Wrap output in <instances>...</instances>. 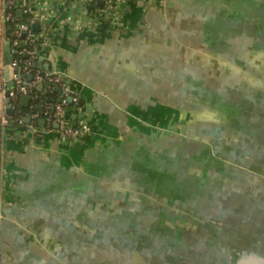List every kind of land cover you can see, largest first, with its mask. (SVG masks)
I'll return each instance as SVG.
<instances>
[{
  "label": "crops",
  "instance_id": "obj_1",
  "mask_svg": "<svg viewBox=\"0 0 264 264\" xmlns=\"http://www.w3.org/2000/svg\"><path fill=\"white\" fill-rule=\"evenodd\" d=\"M23 6L13 11L20 23L36 19L27 33L36 40L37 67L67 75L86 99L71 106L70 120L89 132L70 140L47 124L42 110L62 97L57 86L38 84L27 106L19 98L35 115L25 125L0 100V264H149L140 252L169 235L173 212L200 222L179 231L182 247L188 238L216 235L209 223L223 227L226 220L212 215L213 196L196 191L209 197L218 189L211 162L235 157L264 174L262 85L252 86L261 74L245 69L264 58L254 46L263 35L264 0H129L114 16L76 0H26L28 14ZM1 18V40L5 33L12 39L15 26ZM14 72L10 67V77ZM248 80L244 97L257 96L247 101L256 104L251 118L242 102L223 101L227 85L241 92ZM205 142L221 152L199 150ZM242 165L222 166L242 172ZM244 182L241 204L256 213L263 239L264 197L248 196L247 187L264 183ZM173 197L189 207L173 205ZM196 198L205 200L197 217ZM245 223L241 234L254 231Z\"/></svg>",
  "mask_w": 264,
  "mask_h": 264
},
{
  "label": "water",
  "instance_id": "obj_2",
  "mask_svg": "<svg viewBox=\"0 0 264 264\" xmlns=\"http://www.w3.org/2000/svg\"><path fill=\"white\" fill-rule=\"evenodd\" d=\"M143 2H141L142 3L141 5H144ZM98 4L103 5V1H99ZM2 14L3 16H6L7 13L6 11L2 13V6L0 5V57H1V46H3V49L5 51L4 76L5 79L7 80L8 89L10 90L15 87V80L10 77V73H9L10 65L15 60V54L18 53L19 49L22 47L23 44L21 42L19 45L13 46V38L8 39V35L6 33L5 35L3 34V40H1ZM33 27L36 28L37 30L40 29L39 24L33 25ZM262 34L263 35L261 38H257V41H255L257 44H254V46L260 47L259 52L262 53V55L264 56V29L262 30ZM25 35L26 34H23L22 37H25ZM24 57L27 58L28 56L25 55ZM254 63L256 66L254 65L253 68L252 65ZM33 66L37 67V62H35ZM46 68L47 70H49V67ZM245 69L247 71L249 70L253 72L254 74H258V72L261 74L260 78H258L257 76L252 77L253 78L252 86L255 88L259 85H262V91L260 92L262 96H260L259 99H261L262 97L261 100L263 101V103H258V104L262 105L261 111H262V116H264V105H263L264 104V58L262 59V61L258 60L256 62L255 61L249 62L248 66ZM15 71H17V68H15ZM243 77H245V75ZM32 79H33V75H29V80ZM250 82L251 80H248L247 86L245 88L240 89L241 92L236 91L234 87H230L227 85L226 87H228V89L225 90V92L229 93L228 95L229 98L225 96L223 100L224 102L227 100L242 102L243 114L249 118H251V116L254 117L256 116V113L254 112L255 108H252V106L253 105L255 106L256 104H251L248 103L247 101H250L252 99L254 100L257 98V96L250 98L249 95H246L244 97L243 92H245L246 89H250L251 86ZM40 86H43V83H40ZM9 90L6 93V98H5L7 104V112L9 114H13L14 110L10 108L11 98L9 96ZM56 90L58 92H62V88L60 86H58ZM237 90H239V87L237 88ZM72 96L73 93L71 92V96L68 99L70 102H72ZM30 99H31L30 95H21L20 96L21 105L27 106ZM61 100L62 97L58 98L57 101H61ZM85 102H86L85 98H80L79 105L84 106ZM53 111L54 109L51 110L52 113ZM198 145H199V150L201 151L205 150V152H208V150H211V152H221L219 148L215 146L212 147L213 144L211 145V148L206 149L210 145L207 144V142L203 144L199 143ZM249 152H256V151H254L253 149ZM235 159H236L235 157L220 156L217 157V160L215 162H211V165L214 167L211 175H214L216 177L215 186H217L218 189L214 190V192L209 197L207 196V194H205L207 192L206 190H202V189L196 190L199 194H202L201 197L204 198L207 197L205 200H207L212 196H213L212 198H215L210 200L212 215L224 221L226 220V226L222 227L209 223L211 228L213 230H216L217 232L216 235H207V236L201 235V236H195L192 239L188 238L187 241L185 240L184 246L182 247L181 245H179V231L187 230L191 232V230L188 229L197 227L200 224V222L197 223L193 221L194 219L183 213L179 215V213L174 214L173 212L171 218L172 220L169 221V223L172 225L171 229L168 231L169 227L160 228L161 231L166 229L169 235L160 238L161 241H159V237L152 238L151 241L149 242L151 251L145 253L140 252V255L144 258V260H146V262H148L149 264L150 262H154L155 264H264V238L262 239L259 235L261 230L260 225L255 226V220H253L252 218L253 216L252 214H256V213L253 212L250 213L247 211L245 212V206L241 204V198H243L242 195H244L242 193V188H241L242 183L244 181H247V184H249L248 182L258 184V182L260 181L264 183V174L261 172H256L255 168L251 167L253 165L251 166L242 165L243 163L239 162L238 159L235 161ZM223 164L226 165V168L230 164L231 166H233V169L237 167L234 166L235 164L242 165L243 171L228 172L222 166ZM241 180L242 183L239 184V181ZM0 181H1V151H0ZM247 189H248V194H247L248 196L252 197L253 195L258 194L260 198L264 197V188L263 189L259 187L253 188V186H251V188L247 187ZM191 191L195 192V187L191 188L190 192ZM174 197L172 198L173 205H178L175 203L179 202L180 200L182 203L181 207H185V206L189 207V205L186 203L187 199L184 198L176 199ZM205 200L200 198L195 199L194 210L196 212L195 215L196 217H197V212L203 214L205 207L202 205V201ZM177 207H180V203ZM205 219L206 221H209V216L207 215V218ZM246 220L252 221L251 229H254V231H248L241 234L240 230L242 228L247 229V225L245 223ZM162 222L163 221H161V224ZM163 223L167 224L168 221H165ZM170 231H172L171 234L169 233ZM224 232L226 233L225 236L223 235ZM236 251H239L238 258H235Z\"/></svg>",
  "mask_w": 264,
  "mask_h": 264
},
{
  "label": "built area",
  "instance_id": "obj_3",
  "mask_svg": "<svg viewBox=\"0 0 264 264\" xmlns=\"http://www.w3.org/2000/svg\"><path fill=\"white\" fill-rule=\"evenodd\" d=\"M84 4L88 3H98L103 1L101 5L106 11L110 12L112 15L116 14V9L121 6L123 3H127L129 0H76ZM20 2L24 3L26 0H0V5L2 6V12L6 11V16H4L5 21L13 26L15 30L13 32V44L19 45L22 42V47L19 49L15 60L12 62L10 67H13L14 70L17 68V71L14 72L13 78L15 80V87L8 89L7 80L4 76V59L0 57V100L6 98V93L9 90V96L11 98L10 108L14 110L11 119L17 122L20 125L26 124L27 117H35L29 111L22 109L18 100L21 95H30L31 99L34 101L36 97L33 95L35 87L40 84H47L49 86H60L62 88V100L56 101L48 106H44L43 116L47 120V124H56L59 128V132L63 138L70 140H79L85 136L89 129L85 123H73L70 120L69 113L71 111V106L79 105L80 96L71 88L70 80L67 75H65L60 70H47L43 68L34 67L33 64L37 61L38 58V47L36 45L35 37L29 35V26L35 23L36 19L31 16L27 23H20L15 16L13 11L14 8L19 5ZM24 13H31L30 8L24 7ZM32 15V14H30ZM114 16V15H113ZM116 20V18L114 17ZM118 22L121 23L117 14ZM117 21V20H116ZM23 34H26L25 37H22ZM28 57L25 58L24 56ZM28 75H33V79L26 83L25 78ZM73 93L72 102L68 99ZM74 104V105H73ZM31 107H34L32 105ZM54 109L53 113L51 110ZM5 120V115L2 112L1 103H0V129L1 125ZM34 130L35 127H33Z\"/></svg>",
  "mask_w": 264,
  "mask_h": 264
},
{
  "label": "trees",
  "instance_id": "obj_4",
  "mask_svg": "<svg viewBox=\"0 0 264 264\" xmlns=\"http://www.w3.org/2000/svg\"><path fill=\"white\" fill-rule=\"evenodd\" d=\"M18 58H19V56H17ZM37 104H39V102L37 101ZM37 104L35 105V107L33 108V109H31V111L33 112V113H37V112H39L40 110L38 109V107H37Z\"/></svg>",
  "mask_w": 264,
  "mask_h": 264
},
{
  "label": "rangeland",
  "instance_id": "obj_5",
  "mask_svg": "<svg viewBox=\"0 0 264 264\" xmlns=\"http://www.w3.org/2000/svg\"><path fill=\"white\" fill-rule=\"evenodd\" d=\"M237 63H239V64H241V65H243V63H240V61H236Z\"/></svg>",
  "mask_w": 264,
  "mask_h": 264
}]
</instances>
